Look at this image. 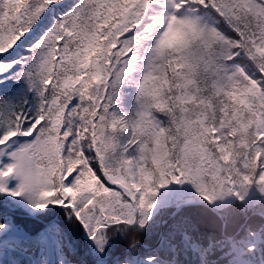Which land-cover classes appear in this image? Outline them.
Instances as JSON below:
<instances>
[{"label": "snow or ice", "instance_id": "snow-or-ice-1", "mask_svg": "<svg viewBox=\"0 0 264 264\" xmlns=\"http://www.w3.org/2000/svg\"><path fill=\"white\" fill-rule=\"evenodd\" d=\"M0 264H264V0H0Z\"/></svg>", "mask_w": 264, "mask_h": 264}]
</instances>
